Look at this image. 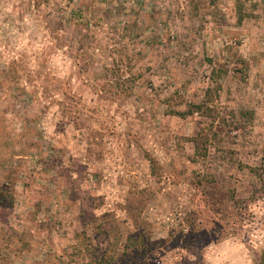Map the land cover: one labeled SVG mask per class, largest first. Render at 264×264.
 Returning a JSON list of instances; mask_svg holds the SVG:
<instances>
[{"label": "rangeland", "instance_id": "obj_1", "mask_svg": "<svg viewBox=\"0 0 264 264\" xmlns=\"http://www.w3.org/2000/svg\"><path fill=\"white\" fill-rule=\"evenodd\" d=\"M100 1L0 0V264H264V0Z\"/></svg>", "mask_w": 264, "mask_h": 264}, {"label": "trees", "instance_id": "obj_2", "mask_svg": "<svg viewBox=\"0 0 264 264\" xmlns=\"http://www.w3.org/2000/svg\"><path fill=\"white\" fill-rule=\"evenodd\" d=\"M33 1H35L34 9L40 11L41 2L43 0H33ZM46 1H49L50 3H52L51 6H49L48 8L49 13H52V15L57 14L58 23H61V24L68 23L71 27L73 26L76 28L78 26H81V30L83 28V30L87 33L85 35L87 38L90 36L91 33L93 34L94 30H96L99 25H101L100 20H93L95 19L96 10L102 3V1L100 0H90L89 2H86L84 5L79 6V7L72 6L73 0H57L59 2L55 0H46ZM67 2H69V4H67ZM45 3L46 2L42 3V5ZM190 4H193V6L191 5V7L193 8L194 11L196 10V13L199 12L201 8H203V3L200 1L199 2L190 1ZM235 8H236V13H237L238 23H242L246 14L243 11V5L240 2V0H235ZM111 11L109 10V12ZM37 23L40 25L41 22L37 21ZM134 25L137 26L138 23L135 22ZM12 67H13L12 64L10 63L6 64L3 68V73L8 74ZM211 77L212 78L210 79L212 82H215L217 80V79H214L215 71L212 72ZM203 107H204V104L194 105L192 107L194 108V111H189L188 113L193 114L195 112V113L202 115L201 113H202ZM177 115L184 116L185 113L182 114L180 112H177ZM210 132L213 134V136H215V133H213L212 130H210ZM210 140H211V136L204 132L198 133L196 136L189 139V141L194 146V156L196 158L203 159L207 156V151H208ZM253 172L255 173L257 178L262 182L261 188L256 190L253 196L255 197V199H261L262 197H264L263 168H254ZM7 184L8 183L6 182L5 184L0 185V208L12 207L15 201L12 186H10L9 184L7 185ZM236 203L240 204L238 201H236ZM134 243L137 244L138 240H135ZM82 246H83V243L81 244V240H80V245L77 244L76 246H74V248H77V247L81 248ZM87 246H88V243L84 245V247H87ZM101 263L102 261L95 260L93 261L92 264H101Z\"/></svg>", "mask_w": 264, "mask_h": 264}]
</instances>
